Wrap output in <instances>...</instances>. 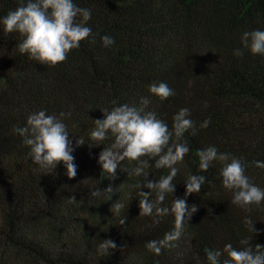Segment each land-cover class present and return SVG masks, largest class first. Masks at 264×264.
<instances>
[{"label":"trees","instance_id":"1","mask_svg":"<svg viewBox=\"0 0 264 264\" xmlns=\"http://www.w3.org/2000/svg\"><path fill=\"white\" fill-rule=\"evenodd\" d=\"M90 8L91 38L81 41L67 59L56 66L42 65L15 49L22 37L0 28V264H208L207 249H220L240 240L264 246V203L246 211L231 203L232 192L222 186L220 162L199 170L197 150L215 146L247 164L250 180L264 188V57L241 47L244 31L264 29V0H74ZM19 6V0H0V16ZM77 21L80 17L76 18ZM112 36L108 48L101 37ZM164 81L174 95L161 101L150 96L148 85ZM148 106L169 129L172 117L187 107L197 132L185 133L189 153L178 162L173 180L175 197L185 198L189 175H204L199 193L187 196L197 211L185 221L179 240L155 255L145 248L174 227V216L140 215V177L130 175L136 162H121L114 176L102 172L98 155L112 141L94 146L89 133L100 109L120 104ZM47 114L70 113L64 118L74 149L76 176L69 178L63 163L55 170H41L31 160L29 147L12 129L24 126L38 110ZM210 119L207 128L200 124ZM85 144L77 145V139ZM175 141L172 138L170 144ZM148 160V179L168 174ZM112 192L91 195L96 188ZM175 197H174V196ZM76 201L69 203L68 197ZM155 199V194L151 197ZM123 208L112 212L115 203ZM250 216L257 234L243 224ZM125 219L124 225L120 220ZM158 219V223H154ZM104 239L116 242L108 255H98ZM226 254L221 257L223 260Z\"/></svg>","mask_w":264,"mask_h":264},{"label":"clouds","instance_id":"2","mask_svg":"<svg viewBox=\"0 0 264 264\" xmlns=\"http://www.w3.org/2000/svg\"><path fill=\"white\" fill-rule=\"evenodd\" d=\"M90 8L79 7L74 0H19V6L10 10L6 15L0 16V28L5 33L17 32L22 40L16 44L15 49L20 54H26L34 60L49 67L56 66L67 59L68 53L80 47L81 41L91 38L92 28L87 25L91 19ZM77 17L80 20L77 21ZM105 48L111 47L115 40L112 36L104 35L101 38ZM241 47L233 49L235 57H242L247 51L253 56L264 57V29L244 31L240 36ZM150 96L161 101L173 96L174 90L164 81L152 82L148 85ZM151 103L150 97H141L139 104H120L100 109L103 118L94 120V127L89 133L91 145L100 146L105 140L112 142L104 146L98 155V163L102 172L114 176L121 162L128 160L136 162L129 173L140 177L138 188H147L148 192L139 191L140 215L160 217L174 216V227L166 232L162 239L150 240L145 248L160 255L162 249L170 248L173 242L180 239L185 221H190L197 211L195 205L188 206L186 198L193 193H199L206 181L204 175H189L185 183V198L174 200L170 207L161 206L168 194L175 192L173 183L178 169L175 165L183 161L190 149L187 141L179 142L185 133L196 135L197 128L191 119L190 109L180 108L172 117V127L158 118L155 111L146 110ZM70 113L60 112L59 115L47 114L43 109L30 113L24 126L13 127L14 134L22 138V143L29 147V156L33 163L41 170H55L57 165L63 163L66 175L71 179L76 176L77 166L74 163L72 141L69 139L67 125L64 118ZM210 119H205L200 128H207ZM175 141L170 144L172 138ZM77 145L85 144L81 138L76 140ZM199 170L207 171L214 162H220L219 176L222 186L231 190V203L246 211L255 205L260 207L264 203V188L253 183L246 174L248 164L241 158L230 153L220 152L215 146H208L197 150ZM156 158V169L166 168L168 174L158 180L148 179V160L141 157ZM254 166L264 169V161H253ZM112 192L111 187L106 190L95 189L91 195L100 196L102 193ZM155 194V199L151 197ZM74 196L68 197V202H75ZM123 204L119 201L114 204L112 212L119 211ZM154 219V223H158ZM125 219L120 220L124 225ZM243 224L248 231L257 234L256 224L250 216H245ZM241 248H235L231 243L224 245L223 249H207L208 264H264V246L256 244L253 247L249 238L240 240ZM117 245L111 239H104L97 245L98 255L114 253ZM226 254V258L221 259Z\"/></svg>","mask_w":264,"mask_h":264}]
</instances>
